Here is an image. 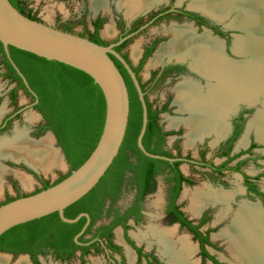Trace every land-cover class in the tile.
Masks as SVG:
<instances>
[{
  "label": "flooded vegetation",
  "instance_id": "af4514ba",
  "mask_svg": "<svg viewBox=\"0 0 264 264\" xmlns=\"http://www.w3.org/2000/svg\"><path fill=\"white\" fill-rule=\"evenodd\" d=\"M21 11H24L25 16L30 15L27 10L22 9ZM171 21H174V23L172 24H177V26L184 24L191 25L196 30L198 35H203L207 33L206 31H208L212 37L215 38L217 37L223 41L222 43L223 52L227 57H229V55L233 53L230 47L231 33L223 29V25L220 22H216V20L210 18L203 12L197 10H190L188 7H178L173 4H168L166 6L155 9H152L151 7L150 9H145L140 13L135 14L132 17L126 15L125 13L118 14V16L113 21V27L115 32L113 36V41H106L101 36V30L105 28V20L103 15H99L92 21L93 29L89 33H74L72 32L71 28L69 32L77 34L82 37H86L92 41L96 38L95 35H97L96 39H98L100 45L113 46L112 49L116 51L128 63V65L131 67L132 71L134 72L137 80L141 83V87L143 86L142 90L145 93V96L149 104H151L152 110L159 111L158 114L159 120H157L156 123L154 124L156 129L152 126L149 130L150 132L147 139L148 146L152 149L160 147V149H162L163 152L171 154L170 159H172L173 161H168V162L172 163L173 165L179 162L180 163L178 165L179 171L187 180L191 182V179L186 177V175L181 170V166L183 164H188L193 169H195L196 167L209 169L213 174H217V175H222L227 170L226 169L227 166L232 161H234L233 159L234 157L231 155L233 146L234 143L239 138V136H241L242 133L245 131L246 116L250 112V110L246 109L244 106L243 107L241 106L237 110L236 114L233 115V117L230 116L228 120V122H230V129L227 128L226 132L223 135L216 134L215 132L214 133L211 132L196 139L195 142L200 145H209V142H211L212 140L216 141L218 139H220L218 140V142H221L220 144L226 145V148L222 154L223 157L226 158V160L223 161L218 166L207 161L205 151L200 152V159H196L191 155L182 154V151L178 147V145H174L173 148L170 147L171 145H169L168 142L169 137L176 134L174 133V131L165 129L161 124V118H162L161 115L169 110L170 101L168 100L162 107L156 106L154 108L153 103L149 100L150 94L153 93L161 83L165 81L171 82L177 78H181L182 80L189 79L195 81V83L201 88V91L203 93H206L209 90L208 88L209 83H211L210 81H208L207 77L202 75L198 70H196L192 66V60L189 59L188 57L184 59H179L176 57L173 58L165 57L159 63H155V64H153V62H150V64L148 63L149 60H151V58L157 56V52L159 51V48H161V45L172 41L174 37V32L172 30L169 31L168 33H165V31L164 33H155V35L153 34L154 35L153 37H150L149 35H147L149 29L155 25L156 26L160 24L165 26L169 25L171 24ZM53 27L65 31V29L62 28L60 24H56ZM132 43L135 44L132 46ZM135 48L137 51L135 50ZM132 52H133V58H131ZM110 57L114 61L117 68L119 69L120 73L122 74L130 94L131 86L129 83L133 82L132 75L128 72L124 64L117 57L111 54ZM0 79H2L3 81H8V84L11 85L9 89H6L4 91L0 90V109L6 106V110L4 114L0 116V138L7 136L8 137L6 138L7 142H9L11 140H14L16 136L22 134L33 141L41 140L44 136L47 135L48 131H50V129L48 128V123L46 122L42 113L38 110L37 101L35 100L34 95L31 92H29L27 88L21 86V81L17 80L15 78V74L9 70L5 58L2 54H0ZM20 91H23L24 95L26 97H29V101L27 103L19 104ZM4 100H5V104H3ZM165 106H168L167 110H163ZM30 109H33L32 113H29ZM36 113L39 115V117L41 114L42 118L40 117V119L37 122L31 123L28 120V117ZM160 129H161L160 134H162L163 137H161L160 134L157 133V130ZM218 135H220V137ZM253 145L254 144H251L249 146L250 147L249 149H251ZM130 155H131V161H133L136 166L142 164V161L139 160V157L137 155L131 152ZM230 158H232L231 161H229ZM10 162L9 163L12 166H15L17 169H19L17 171L30 176L33 182L36 181L34 185L35 193L41 191L47 185L55 184L53 183L52 172H49L48 176H46L45 174L35 169L32 165H30L28 162L24 160L20 161L19 163H14L12 161ZM210 165H213L214 167H221L222 165H225V169L222 170L221 172H217L213 168H211ZM69 166L71 171V165ZM155 169L156 170L164 169V172L162 174H158L156 177L157 184H158L159 176H163L167 183L166 194H165L166 207H165V213L163 212L164 213L163 222L165 220L169 225H178L179 228L186 229L191 234H193L186 226H184V224L181 221L177 220L176 222H173V220L178 215L181 216L182 213L183 219H185L186 221H190L193 226L198 227V230L202 232L201 228L206 223L207 214H203L200 221L198 223H195L185 215L179 204L180 197H182L183 191L185 189V185L187 183L184 182L182 184V190L180 196L175 203V206L178 207V209L176 210V214L170 215L168 214V209L170 208L171 200L174 196L175 187H176V183L168 182L174 177V174L172 172L173 168L168 167V165L166 164H157ZM240 169L241 166H239L238 164L235 170L240 171ZM61 177H59V179ZM15 181L10 186L11 188H9L6 185L4 186L5 188L2 193L4 194L5 199L0 200V205L8 203L17 198L23 197L20 192L22 189L21 187L23 185L20 179H18L17 177L15 178ZM248 182L251 184L250 186L254 187V189L250 190V188L246 185V176H245V185L247 187L248 194L256 199H259V201H261V203L264 205V191L261 190L256 184L250 182V178ZM10 189H12V191H10ZM11 192H14L16 196L13 197ZM106 192L107 191L101 193V196L103 197V195ZM133 192L135 199L137 191L135 190ZM142 214L144 215L143 211ZM131 220L135 224L141 221V220L137 221L136 218L132 217L128 219L126 222L129 227H130L129 222ZM111 221L112 220L102 219L99 221L96 227L108 226L111 224ZM118 227H120L122 233L121 234L122 243L118 242L117 239L115 240L116 237L115 230ZM129 230L130 228L127 230L125 229L124 226L119 225L112 230V236L110 237H106V236L100 238L87 237L90 240L89 243L85 244V246L86 245L90 246L88 253L85 252L84 249L85 246H82V248L77 250L72 249L71 246L67 243L64 236L54 237L52 235V237H49L47 239H41V238L34 239L29 236L4 237L2 240L3 249H0V254L9 257L10 264H15L22 258L25 259L28 262V264H67L75 257L79 258L80 264H87L88 256H90L91 254H99V253H102L106 258L107 260L106 264H127L126 261L127 251H128V246H130L135 253L137 263L145 259L147 260L148 264H161V262L155 255L146 254L145 251H143V249H141L132 240L129 234ZM203 235L208 236L207 234L205 235L204 233ZM193 236L196 239L194 234ZM196 240L199 242L200 245V241L198 239ZM122 248H125L126 252L122 250ZM137 249H141V252L139 253ZM200 249H201V245H200ZM201 253H202V249H201Z\"/></svg>",
  "mask_w": 264,
  "mask_h": 264
},
{
  "label": "bare ground",
  "instance_id": "6f19581e",
  "mask_svg": "<svg viewBox=\"0 0 264 264\" xmlns=\"http://www.w3.org/2000/svg\"><path fill=\"white\" fill-rule=\"evenodd\" d=\"M120 1V7L125 8L130 17L162 2V0ZM260 1L194 0L191 5L218 18L229 16L231 12L228 13V10L232 5L235 6L234 8L241 7L240 11L243 10V13L240 14L241 17H236L232 26H229L251 33L253 32L251 30L256 31L260 28L264 30L263 11L256 8ZM107 2L108 0H91L92 7L96 11L108 9ZM171 30L174 32L173 40L161 46L157 52L155 63L161 62L165 57L179 59L188 57L192 60V66L211 82L207 93H203L194 81L187 79L183 80L177 88L176 103L179 105L180 111L189 113V117L185 120L173 121L172 125L179 126V123H184L189 127L188 146H192L197 138L205 134L215 132L223 135L229 127L227 116L234 111L237 104L240 102L254 103L258 100L259 95L264 93V36L259 33L247 36V39H240L238 38L240 36H237L234 52L240 57L250 56L252 58L239 62L228 58L223 52V42L212 37L208 31L203 35H198L191 25L174 26ZM112 33L113 29L108 27L107 34ZM38 120L39 115L36 114L29 118L31 123ZM252 125L256 127L258 138L264 141V112L251 122L250 127ZM240 144L245 146L247 138L244 137ZM0 146V193L2 183H4L2 177L7 170L2 164L3 159L24 160L35 169L44 171L45 174L52 171V168L60 169L67 166L51 134H47L39 141H33L20 134L14 140ZM17 175L22 185L29 188L30 182L32 183L31 178L22 173H17ZM188 193L189 190H186L185 195ZM233 193L225 190L197 189L192 197L194 203L191 206V211L197 213L207 207L209 203L220 201L225 205L219 214L221 220L232 208L230 203L233 200ZM231 213L232 221L229 227L220 234L221 237L231 243L234 256L240 259L242 264H264V215L260 208L258 205L243 202ZM149 232L157 236L154 238L158 239L161 255L167 259L168 264H195L192 261L196 251L195 247L187 235L180 236L178 234L177 227L151 226ZM127 252L130 264H134V251L128 246ZM7 260L6 257H3L2 262L8 263ZM16 264H28V262L22 258Z\"/></svg>",
  "mask_w": 264,
  "mask_h": 264
},
{
  "label": "trees",
  "instance_id": "16d2710c",
  "mask_svg": "<svg viewBox=\"0 0 264 264\" xmlns=\"http://www.w3.org/2000/svg\"><path fill=\"white\" fill-rule=\"evenodd\" d=\"M10 2L22 14H24V11H21L22 9L27 10V6L22 0H10ZM27 17L40 21L33 15H28ZM70 28L69 25H66L64 27L65 32H69ZM95 37L97 38V35ZM96 38L93 42L99 44ZM10 52L13 62L19 68L27 83L24 82L23 78L13 67L0 42V54L4 56L7 67L15 74V78L21 81V86L27 88L34 95L38 110L48 123V128L55 133L71 165L70 173L61 177L58 181L60 182L69 176L73 170L79 168L97 146L106 116L104 94L93 78L83 71L14 47H10ZM129 84L131 86L130 116L126 136L119 155L99 184L83 199L65 210V216L70 219L76 218L81 213H87L90 216L88 228L78 239L80 244L75 242V237L86 225L87 218L83 217L78 223L68 224L61 220L58 213H54L9 230L0 238V249H3L2 240L4 237L29 236L34 239H47L53 235L54 237L64 236L71 248L77 250L90 242L87 237H110L112 236V230L119 225L124 226L128 230L127 220L132 217L136 218L137 221L141 220L143 217L142 204L145 198L155 191L157 175L164 172V169H155L157 164H166L168 167L173 168L174 177L168 182L176 183V187L168 214H176L178 207L175 206V203L180 196L182 184L184 182L191 184V182L179 171V162L173 165L165 160L150 158L138 147V137L143 125V107L134 83L130 82ZM145 99L149 121L143 138V145L147 152L151 154L170 158L171 154L163 152L160 147L152 149L147 144L150 128L153 126L156 129L154 124L159 120V111H153L146 96ZM167 108L168 106H165L163 110H167ZM160 131L161 129L157 130V133L160 134ZM160 136L163 137L162 134ZM254 146L251 148H254ZM130 152L139 157V160L142 161L141 165L136 166L131 161ZM225 165L221 167L210 166L215 171L221 172L225 169ZM248 180L249 177H246V185L250 190L254 189V187L250 186L251 184ZM50 186L52 185H47L44 189ZM135 190L137 194L130 207L121 208L118 203L122 195L126 191ZM104 191L107 192L102 197L101 193ZM182 215V213L181 216L178 215L173 222L181 221L195 235L196 239L200 241L201 255L204 259H209L214 264H221L205 248L206 245H212L209 242V237L204 236L198 230V227L193 226L190 221L183 219ZM102 219L112 220L111 224L96 227ZM89 248L90 246L86 245L84 247L85 252L88 253ZM137 251L140 253L141 249H137Z\"/></svg>",
  "mask_w": 264,
  "mask_h": 264
},
{
  "label": "rangeland",
  "instance_id": "374dc122",
  "mask_svg": "<svg viewBox=\"0 0 264 264\" xmlns=\"http://www.w3.org/2000/svg\"><path fill=\"white\" fill-rule=\"evenodd\" d=\"M193 1L194 0H183V1L162 0V2L156 3L154 6H151V7L152 9H155V8L166 6L168 4H173L178 7L190 8V7H194L191 5ZM23 2L26 3L28 13L30 15L37 17L41 22L49 24L51 26L60 24L62 28H64L66 25H69L71 27L72 32L74 33H89L93 29L92 21L99 15H103L104 20H105V28L101 30V36L106 41H113V36L115 33L114 27H113V21L118 16V14L125 13L127 15L126 13L127 10L125 8L120 7V3H119L121 2L120 0H108L107 2L108 9H104V10L99 9L98 11L93 9L91 0H23ZM234 7L232 5L231 6L232 10L231 8L230 10H228V13L229 12L231 13L227 20L225 21L216 20V22H220L223 25V29L231 33L230 47L232 51H234L235 40H237L235 38L236 36H240L238 37L240 39H247L248 38L247 36H251L254 33H259V35L264 36V30L261 28L256 31L251 30L253 31L251 33H247L242 30L229 29L228 26L229 25L232 26L231 25L232 22H234L238 17H241L240 14L243 13V10L240 11L241 7L239 8H234ZM256 8L257 10L260 9L259 11H263L262 16H264V0L260 1L259 5L256 6ZM172 23H174V21H171V24L166 25L169 27H166L165 25H161V24L158 26L155 25L149 29V32L147 35H149L150 37H153L155 33H164V31L165 33H168L169 31H171L172 27L177 26V24H172ZM184 25H189V24H184ZM180 26H183V25H180ZM108 27L113 29L112 34H107ZM135 43H132V46ZM131 58H133V52L131 54ZM228 58L235 59L236 61H239V62L252 59L250 56L246 58L237 57L233 53L229 55ZM155 59L156 57L151 58V60H149L148 63L150 64V62H153V64H155V61H156ZM182 81L183 80L181 78H177L171 82L165 81L161 83L157 87V89L153 93L150 94L149 100L153 103L154 108L156 106L162 107L168 100L170 101L169 110L161 115L162 116L161 118L162 126L167 130L174 131V133L178 135V136L173 135L169 137L168 142H169V145H171L170 147L173 148L174 145H178V147L182 151V154L191 155L196 159H200V152L205 151L207 161L218 166L223 161L226 160V158L223 157L222 155L223 151L226 148V145L220 144L221 142H218V140L220 139L216 141L212 140L211 142H209V145H200L195 142L196 144L194 143L192 146H188V140H189L188 137H189V132H190L189 127L186 126L184 123L183 124L179 123V126L172 125L173 121H178L182 119L185 120L189 117V113L180 111V107L176 103L177 88H178V85ZM9 87H11V85L8 84V81H3L2 79H0V90L4 91L6 89H9ZM28 101H29V97H26L23 91H20L19 104L27 103ZM256 102H254L256 103V105L251 108L248 107V104H244L242 102L239 103L240 107L244 106L246 109L250 110V112L246 116L245 131L242 133L241 136H239V138L237 139V141L234 143V146H233L231 155L234 157L233 158L234 161H232L227 166L226 168L227 170L222 175L213 174L209 169H203L201 167H196L195 169H193L188 164H183L181 166L182 172L186 175V177L191 179V185L189 184L185 185L184 191L186 189L187 190L189 189V193H188V196L185 197L184 194L186 191L185 192L183 191L182 197H180V200H179L180 207L182 211L185 213V215L189 219H191V221H194L195 223H198L200 221L203 214H207L206 223L201 228V231L205 235L206 234L208 235L212 245H207L206 249L209 252V254L215 257L221 264H242V261L240 259H237L234 256V253L231 250V245H230L231 243L227 241L225 238H222L220 235L224 229L229 227L232 221L230 218V216H232L231 212L237 209L243 202H249V203L258 205V207L260 208L261 212L264 215V205L261 203V201H259V199H256L248 194L247 187L245 185V176H246L250 178V182L256 184L261 190L264 191V141L258 138L256 127L253 125L252 127H250L251 122H253L261 113L264 112V93L259 95V98L258 100H256ZM3 104H5V100ZM236 108L237 107H235V109ZM5 110H6V106L0 109V116L4 114ZM32 112H33V109H30L29 113H32ZM233 112L234 111H232L231 114ZM36 115L38 114L36 113ZM230 115L227 116V119H226L227 121L229 120ZM231 116L233 117V115ZM29 118L30 117H28V120ZM19 132H22V131H19ZM23 133H26V132H23ZM218 136L220 137V135ZM244 137L247 138V144L245 146H242L240 143ZM6 138L8 137L4 136L0 138V145L7 142ZM251 144L255 145L253 150L252 148L249 149L250 148L249 146ZM8 160H12V159L2 160V164L4 165V167L7 168V170L2 177L4 179L3 180L4 183H2L3 185H2V191L0 193V200L5 199V196L2 193L5 188L4 186L6 185L9 188H11L10 186L12 185V183H14L15 178L17 177L19 179L17 175V173H20L19 171H17L19 169H17L15 166H12L10 164L11 162ZM238 164L239 166H241L240 171L235 170ZM55 169H57V167L52 168V171H51L53 172L52 173L53 183L58 182L59 177L66 176L67 174L70 173V166H66V168H60V169L58 168V170H55ZM40 172L45 174V172H43L42 170ZM46 176H48V173L46 174ZM30 181H32V178L30 179ZM35 183L36 181L34 182L32 181V183L30 182L29 188H25L24 186H22L21 187L22 189L20 188L21 195L27 196V195H31L35 193L34 192ZM166 184L167 183L164 177L159 176L158 184H157L155 191L149 194L146 200L142 204V209H143L142 211L144 212V215L141 221L138 222L137 224H135L132 220L129 222L130 224L129 234L132 240L141 249H143V251H145L146 254L155 255L159 259L161 264H168L167 259L161 255V250H160V245L158 244V239L154 238L157 236L149 232V229L151 228V226L152 227L158 226L159 228L177 227L178 234L180 236L187 235L189 237V240L192 242V244L195 247L196 251L192 258L193 259L192 261L195 264H214L211 260L204 259L202 257L199 242L194 238L193 234H191L186 229L179 228L176 225H169L165 220L163 222V216H164L165 207H166V202H165ZM202 188L206 191L209 189H213L215 191L225 190L227 192H230V191L234 192L233 193L234 196L232 197L233 200L230 203L233 210L231 208L228 214L223 219L220 220L219 214L220 212H222L225 205L222 204L220 201H218L217 203H211V204L209 203L207 207L202 208L200 211L197 212V214L193 213L191 211V204L194 200L191 201L189 198L190 191L191 192L194 191L195 193L197 189L203 190ZM10 191H12V189H10ZM11 193L13 197L16 196L14 192H11ZM133 199H134V192L126 191L120 198L118 204L121 208L126 209L132 204ZM115 234L117 237V238L115 237V240L117 239L118 242H121V239L119 238L121 237V234H122L120 227H118L115 230ZM122 250L125 251V248H122ZM127 255H128V252H127ZM3 257L4 258L6 257L8 259L7 260L8 263L2 262ZM126 261H127V264H130L128 256H127ZM134 261H135L134 264H148L147 260L145 259L137 263L136 257ZM9 262H10L9 257L3 256L2 254H0V264H10ZM106 262L107 260L102 253L91 254L90 256L87 257V264H104V263L106 264ZM67 264H80V260L78 257H75L73 260H71Z\"/></svg>",
  "mask_w": 264,
  "mask_h": 264
},
{
  "label": "water",
  "instance_id": "95a60500",
  "mask_svg": "<svg viewBox=\"0 0 264 264\" xmlns=\"http://www.w3.org/2000/svg\"><path fill=\"white\" fill-rule=\"evenodd\" d=\"M189 9L203 12L217 21H225L229 18V16L218 18L200 8L190 7ZM228 28L242 30L230 26ZM0 42L13 67L25 83H27L25 77L11 58L10 47L83 71L93 78L104 94L106 116L103 131L89 158L64 180L40 192L17 198L0 206V238L19 225L58 213L61 220L68 224L78 223L83 217L87 218L86 225L75 237V242L80 244L78 239L88 228L90 216L87 213H81L76 218L70 219L65 216V210L88 195L105 176L120 153L129 123L130 94L126 82L111 59L110 54L117 57L132 75L134 86L143 107V125L138 137V147L150 158L173 160L151 154L145 149L143 138L149 121L145 93L131 67L112 49L113 46L100 45L86 37L65 32L41 21L32 20L15 8L10 0H0ZM233 54L240 57L234 51ZM242 103L248 104V107L251 108L257 102ZM239 107L240 104L231 115L236 114ZM40 117L42 118L41 114ZM47 134L54 137L56 145L63 155L64 162L69 166L66 154L55 133L50 130Z\"/></svg>",
  "mask_w": 264,
  "mask_h": 264
},
{
  "label": "crops",
  "instance_id": "0c3cea01",
  "mask_svg": "<svg viewBox=\"0 0 264 264\" xmlns=\"http://www.w3.org/2000/svg\"><path fill=\"white\" fill-rule=\"evenodd\" d=\"M55 170H58V169H55ZM39 171H41V170H39ZM43 172H44V171H43ZM50 172H51V171H50ZM45 175H46V174H45ZM186 190H187V189H186ZM186 190H185V191H186ZM188 190H189V189H188ZM185 191H184V192H185ZM184 196L187 197L188 194H187V195L184 194ZM193 196H194V192H193V191H192V192L190 191L189 198H190L191 201H193V198H192ZM193 202H194V201H193ZM193 202H192V204H193ZM192 204H191V206H192ZM192 212H193V211H192ZM193 213H196V212H193ZM196 214H197V213H196Z\"/></svg>",
  "mask_w": 264,
  "mask_h": 264
}]
</instances>
